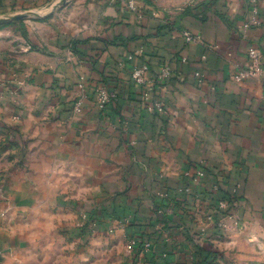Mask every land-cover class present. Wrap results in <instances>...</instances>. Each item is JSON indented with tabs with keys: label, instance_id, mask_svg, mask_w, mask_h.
<instances>
[{
	"label": "crops",
	"instance_id": "obj_1",
	"mask_svg": "<svg viewBox=\"0 0 264 264\" xmlns=\"http://www.w3.org/2000/svg\"><path fill=\"white\" fill-rule=\"evenodd\" d=\"M4 6L0 264H264V0Z\"/></svg>",
	"mask_w": 264,
	"mask_h": 264
},
{
	"label": "built area",
	"instance_id": "obj_2",
	"mask_svg": "<svg viewBox=\"0 0 264 264\" xmlns=\"http://www.w3.org/2000/svg\"><path fill=\"white\" fill-rule=\"evenodd\" d=\"M262 0H252L253 3L258 4ZM129 7L134 8L133 1L128 2ZM255 12L258 11L257 5L255 6ZM254 22H258L254 19ZM183 37L185 38L186 42L188 43H199L202 42V38L200 35L193 34L189 30H183L182 32ZM250 61L246 64V66H240L238 69V72L235 74V79L237 81H242L244 79L255 77L260 74V67H261V60L259 52L251 48L248 52ZM149 70L148 66L142 65L139 67H136L132 71V79L134 82L140 86H147V79H146V73ZM162 75L168 76L170 74V68L165 67L162 72ZM87 87L85 81H81L79 84V88L82 90H85ZM149 92L145 91L144 96L150 97ZM118 97V93L115 89L109 87V86H97L94 90V99L96 101V104L99 108L104 109L107 107L111 102H114ZM87 98V93L84 92L82 96L78 99L77 103L75 104V111L80 112L82 110V104L84 103L85 99ZM152 110H163V106L159 101L153 102L152 106H150ZM201 174V173H200ZM222 207L227 206V201L220 202ZM87 215L83 214V218L86 219Z\"/></svg>",
	"mask_w": 264,
	"mask_h": 264
},
{
	"label": "rangeland",
	"instance_id": "obj_3",
	"mask_svg": "<svg viewBox=\"0 0 264 264\" xmlns=\"http://www.w3.org/2000/svg\"><path fill=\"white\" fill-rule=\"evenodd\" d=\"M7 1L8 0H0V21H2V23H0V31H3L6 28H11L13 33L12 32H8L5 34L2 33L0 36H3L4 38L14 39V35H13L15 33L14 31L19 28L22 29L23 23H19L17 20L13 19V17L15 16L14 10L5 8L4 4Z\"/></svg>",
	"mask_w": 264,
	"mask_h": 264
},
{
	"label": "water",
	"instance_id": "obj_4",
	"mask_svg": "<svg viewBox=\"0 0 264 264\" xmlns=\"http://www.w3.org/2000/svg\"><path fill=\"white\" fill-rule=\"evenodd\" d=\"M26 17H27L26 14H18V15H15V16L13 17V19H15V20H20V19H23V18H26ZM0 23H2V21H0Z\"/></svg>",
	"mask_w": 264,
	"mask_h": 264
}]
</instances>
